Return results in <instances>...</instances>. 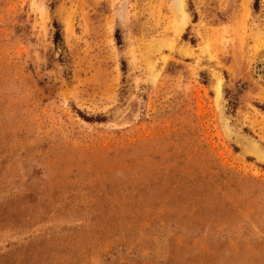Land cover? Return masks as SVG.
Segmentation results:
<instances>
[{
    "label": "rangeland",
    "instance_id": "rangeland-1",
    "mask_svg": "<svg viewBox=\"0 0 264 264\" xmlns=\"http://www.w3.org/2000/svg\"><path fill=\"white\" fill-rule=\"evenodd\" d=\"M182 2L0 0V264H264V0Z\"/></svg>",
    "mask_w": 264,
    "mask_h": 264
},
{
    "label": "trees",
    "instance_id": "trees-1",
    "mask_svg": "<svg viewBox=\"0 0 264 264\" xmlns=\"http://www.w3.org/2000/svg\"><path fill=\"white\" fill-rule=\"evenodd\" d=\"M254 2H257V0H254ZM59 39V32H58V30H56L55 31V33H54V41H57ZM77 113H79V115L84 119V120H90V118L89 117H86V116H84L83 114H80V112H78L77 111ZM187 196H189L190 194H191V192H186L185 193ZM130 205V204H129ZM128 204L126 205V206H129ZM136 209H138L137 207H136ZM153 216H151V217H147V218H152Z\"/></svg>",
    "mask_w": 264,
    "mask_h": 264
},
{
    "label": "bare ground",
    "instance_id": "bare-ground-1",
    "mask_svg": "<svg viewBox=\"0 0 264 264\" xmlns=\"http://www.w3.org/2000/svg\"><path fill=\"white\" fill-rule=\"evenodd\" d=\"M176 3H177V6L180 7V11L182 14H186L184 11H183V5H182V0H176Z\"/></svg>",
    "mask_w": 264,
    "mask_h": 264
}]
</instances>
